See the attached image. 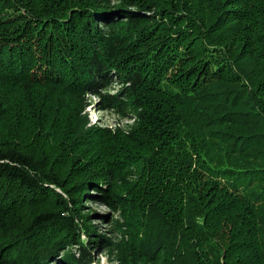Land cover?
I'll return each mask as SVG.
<instances>
[{"label": "trees", "instance_id": "obj_1", "mask_svg": "<svg viewBox=\"0 0 264 264\" xmlns=\"http://www.w3.org/2000/svg\"><path fill=\"white\" fill-rule=\"evenodd\" d=\"M84 195L124 262L264 264V0H0V264H92Z\"/></svg>", "mask_w": 264, "mask_h": 264}, {"label": "rangeland", "instance_id": "obj_2", "mask_svg": "<svg viewBox=\"0 0 264 264\" xmlns=\"http://www.w3.org/2000/svg\"><path fill=\"white\" fill-rule=\"evenodd\" d=\"M115 89V88H114ZM91 104L87 107L85 114L88 115L91 123L98 125L115 126L116 124L133 123V120H128L123 116L108 110H101L97 107L96 95H90ZM129 125V124H128ZM46 132V129L44 130ZM50 142H54V139H49ZM56 152L53 153V155ZM58 190H60L58 188ZM83 211L89 216L96 226L97 231L104 238V242L100 245L95 244L96 248L93 250V262L92 264H146V262L140 261L135 263L136 259H128V262H124L122 259V253L128 249V243L130 241V230L127 225H119L117 222L122 221L120 213H115L106 204L101 203L95 196L84 195L82 200ZM103 215H108L109 220H105ZM111 218H114V223H110ZM117 224V225H115ZM77 250H75L76 252ZM124 256V255H123ZM148 264V263H147Z\"/></svg>", "mask_w": 264, "mask_h": 264}]
</instances>
